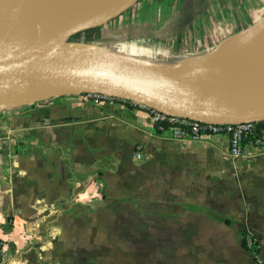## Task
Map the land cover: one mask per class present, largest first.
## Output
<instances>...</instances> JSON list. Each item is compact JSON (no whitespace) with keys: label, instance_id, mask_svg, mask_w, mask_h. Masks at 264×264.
<instances>
[{"label":"crops","instance_id":"obj_1","mask_svg":"<svg viewBox=\"0 0 264 264\" xmlns=\"http://www.w3.org/2000/svg\"><path fill=\"white\" fill-rule=\"evenodd\" d=\"M162 3L136 17L140 34L210 50L264 12V0ZM263 138L234 156L224 134L176 139L142 110L80 94L1 110L0 264H264Z\"/></svg>","mask_w":264,"mask_h":264},{"label":"water","instance_id":"obj_2","mask_svg":"<svg viewBox=\"0 0 264 264\" xmlns=\"http://www.w3.org/2000/svg\"><path fill=\"white\" fill-rule=\"evenodd\" d=\"M137 0H113L88 8L76 0L78 15L48 20L44 0H0V111L59 95L97 92L143 103L157 111L201 121L242 123L264 119V82L222 90L211 74L228 53L245 44L264 60V51L247 42L252 25L221 40L205 54L144 68L119 61L85 41L68 42L80 30L106 23ZM208 58L200 66L196 58Z\"/></svg>","mask_w":264,"mask_h":264},{"label":"rangeland","instance_id":"obj_3","mask_svg":"<svg viewBox=\"0 0 264 264\" xmlns=\"http://www.w3.org/2000/svg\"><path fill=\"white\" fill-rule=\"evenodd\" d=\"M158 4L165 5V3H162V0H137L131 7L127 8L106 23L80 30L69 37L67 41H85L87 44L97 47L109 54H123L156 64L180 62L183 60V56L188 55L195 50L206 51V49H209L208 47L204 48V46L197 47L192 43L178 45L174 41L163 39L155 33L150 32V34H148V29H146V34H140L138 28L139 25L141 27L142 24L141 21L137 20V22H139V25H137L135 20L136 17L138 15L140 16V14L141 16H144L145 14H149V12L151 13L152 8H154V10L159 9ZM166 4L169 5L171 9L175 7L181 8L182 4L185 5V8L193 6L192 0H166ZM263 15L264 12H261L260 16L263 17ZM154 16L158 17L159 14L155 11ZM131 23L136 24V26L133 25V27L137 28V31L127 33V28ZM237 29L238 28H232L227 31L225 30L221 37L226 38L244 28H241L240 30ZM190 31H192V28H189V32ZM207 51H210V49ZM91 253L93 254V252Z\"/></svg>","mask_w":264,"mask_h":264},{"label":"bare ground","instance_id":"obj_4","mask_svg":"<svg viewBox=\"0 0 264 264\" xmlns=\"http://www.w3.org/2000/svg\"><path fill=\"white\" fill-rule=\"evenodd\" d=\"M112 1L113 0H84V4L88 6V8H99ZM42 12L48 20L72 14L78 15L76 0H44ZM244 36L247 42L254 45L259 50L264 51V18L254 29L247 30ZM113 57L128 64L144 68H156V65L151 62L139 60L131 56L114 54ZM194 61L203 67L207 66L209 59L198 57ZM211 78L214 81V85L209 87L215 89L236 90L255 86L264 82V60L248 52L245 44L240 43L228 53L222 63V67L218 71L212 73Z\"/></svg>","mask_w":264,"mask_h":264},{"label":"built area","instance_id":"obj_5","mask_svg":"<svg viewBox=\"0 0 264 264\" xmlns=\"http://www.w3.org/2000/svg\"><path fill=\"white\" fill-rule=\"evenodd\" d=\"M81 99L87 103H97L102 100H115L130 108L142 110L150 116L158 133L168 132L171 137L180 140H202L209 135L224 134L229 140V151L231 155L240 156L243 152L244 140L255 137L256 123L259 121H248L242 123H227L215 121H201L186 117H178L157 111L143 103H138L124 98L106 95L97 92H85L80 94ZM264 125V119L260 120ZM264 142V138L261 139ZM140 146L136 147V157H141ZM244 247L254 253L257 242L249 233L242 237ZM6 242L0 237V263L4 258Z\"/></svg>","mask_w":264,"mask_h":264},{"label":"trees","instance_id":"obj_6","mask_svg":"<svg viewBox=\"0 0 264 264\" xmlns=\"http://www.w3.org/2000/svg\"><path fill=\"white\" fill-rule=\"evenodd\" d=\"M78 35V34H77ZM262 128H264V125H263V123H262V121H259V122H257L256 123V129H255V132H256V135H259V132H260V130L262 129ZM249 138V137H248ZM247 139V138H246ZM245 139V140H246ZM244 140V141H245ZM244 246V245H243Z\"/></svg>","mask_w":264,"mask_h":264}]
</instances>
